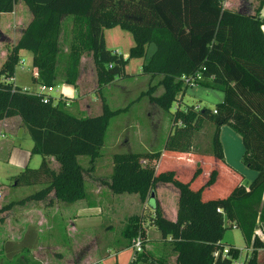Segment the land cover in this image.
Masks as SVG:
<instances>
[{"label":"trees","instance_id":"trees-1","mask_svg":"<svg viewBox=\"0 0 264 264\" xmlns=\"http://www.w3.org/2000/svg\"><path fill=\"white\" fill-rule=\"evenodd\" d=\"M18 1L0 0V21L3 15L14 13ZM22 2L32 20L0 68V122L20 118L33 141L32 154L43 161L39 170L26 169L16 179L17 187L41 190L16 204L43 202L51 196L68 205L87 199L85 170L79 159L88 157L94 165L101 157L111 119L128 110L111 111L103 100L100 115H74L63 102L54 104L51 99L44 103L43 98L25 93L9 81L14 79L20 52L32 55L37 70L35 85L55 87L61 81L75 89L82 58L91 56L98 93L104 99V88L128 76L129 61L144 59L154 46V53L142 65V74L162 78L158 85L164 89L161 94H155L156 86L153 92L144 93L156 108L169 111L188 88L182 78L197 76L201 78L199 86L222 92L224 101L213 112L195 107L177 109L164 147V153L177 157L179 164L174 168L162 170L161 152L115 154L109 189L114 195H136L142 203L153 201L158 184H170L179 191L175 222L163 216L157 200L151 216L161 240L177 254L174 264H234L241 253L232 246H228L229 259L214 257L226 247L223 240L228 228L239 229L251 249L246 264H258L259 252L264 250L257 236L259 226H264V0H259L253 13L247 11L246 1L240 11L226 9L225 0ZM70 24L73 38L63 52ZM115 28L133 37L134 47L127 60L107 49L105 31ZM204 121L215 130L206 135L208 147L200 151L195 140L202 135ZM226 125L241 137L242 162L257 176L248 188L241 180L227 189L225 196L214 197L222 169L207 176L201 165L204 158L225 165L220 131ZM49 159H54L56 169ZM228 175L236 177L233 172ZM13 206L3 207L0 213ZM141 234V219L130 218L122 232L127 248ZM145 245L143 240V252L135 254L131 264H170L164 258L154 259Z\"/></svg>","mask_w":264,"mask_h":264},{"label":"rangeland","instance_id":"rangeland-1","mask_svg":"<svg viewBox=\"0 0 264 264\" xmlns=\"http://www.w3.org/2000/svg\"><path fill=\"white\" fill-rule=\"evenodd\" d=\"M231 1L229 0L230 3ZM16 7L17 15L21 17V20L16 21V27L14 18L11 16L3 18L0 22L1 29L7 35L1 43L4 51L20 35L19 27L23 28L27 23L28 16L22 0L18 1ZM19 22L23 24L19 25ZM71 27L70 24L65 43L62 45L63 52L68 50V45L73 38ZM1 40L3 37H0ZM105 41L109 51L122 55L125 60L129 58L130 50L134 45L133 37L129 32L120 28L106 30ZM154 51L155 47L151 46L144 59L130 60L125 70L128 76L117 78L111 85L104 88V99L98 93L97 74L91 56L82 58L78 92H74V87L67 88L59 81L52 96L55 99L62 97L66 102H69L70 107L67 110L74 115L77 114L76 110L79 107L84 116H95L100 110L102 112L103 100H106L111 111L129 107L127 112L111 119L101 151L103 158H109L112 162L115 154L144 153L153 150L162 153L164 156L162 170H167L179 164L177 157L164 153L177 109L185 111L188 107H195L213 112L219 104L223 103L224 94L201 86H189L184 94L177 98L169 111L157 110L158 108L153 106L149 107V97L145 96L143 92H153L154 86H156V95L164 91L162 87L158 86L162 80L161 77L153 79L151 76L142 74L143 63L150 59ZM22 60L25 63L24 69L19 64L16 67L14 79L10 83L20 89L34 90L37 85L33 82L34 70L30 56H25ZM3 61L0 53V68ZM65 89L71 90L70 98H67ZM141 96L142 98H140ZM15 119H7L10 121L8 130H5L4 126L1 128L2 124H0V196L4 203L3 207L14 204L10 210L5 212L8 220H11L10 223L6 230L0 231V264H93L94 262L91 260L88 263L85 260L100 255L104 257L106 252L109 253L112 260L105 259L104 263L102 261L103 264H131L134 254L132 247L125 251H123L124 249L117 251V247L127 244L128 240L122 236V232L129 224V219L133 217L141 219L142 238L145 240L146 251L148 249L156 260L164 258L170 264L175 263L177 254L173 251V247L161 240L159 232L151 222L152 209L156 207V191L155 199L149 202V205L147 202L142 203L138 197L131 198L128 195L114 194L113 200H109V202L108 199H104L101 205H98L96 200L86 201L84 206L95 210L88 213L84 220L87 224L86 228L82 227L79 233H75V230L74 232L68 231L69 224L62 214L63 207L65 208L68 204L56 199H53L51 203L50 200H46V202H28L25 206L16 204L41 190L36 186L21 185L17 187L16 179L26 169L39 170L43 158L32 154L33 141L27 131L22 133V129L15 128L17 121H20V119ZM214 130V126L204 121L202 135H199L195 140V145L200 151L206 150L209 144L207 136L211 135ZM220 141L225 153V165L216 164L213 159L209 158H204L201 165L207 176L215 169H222V179L217 186L219 191L213 195L214 197L225 196V191L231 189L235 182L242 180V184L246 186L256 177V173L242 163L243 143L241 137L230 126L226 125L221 128ZM105 161L102 162L104 165H106ZM79 162L85 170L84 177L90 176L87 173L91 172L96 164L92 165L88 157H81ZM181 165L185 164L181 163ZM53 168H57L54 162ZM107 168L105 166L103 178L108 174ZM86 170H88L87 173ZM229 172L235 173V179L229 177ZM90 178L92 176L86 182L87 192H89V188H94L91 183L93 180ZM222 187L224 189H221ZM102 194L104 198L106 194L104 192ZM165 206L171 210V197ZM27 211L31 213V215L28 214L29 217L32 215L33 217L31 220L28 218L27 220L25 216L21 223L18 216L26 215L29 213ZM9 226L19 229L8 232ZM223 244L238 249L241 253L239 262H247L249 250L239 229L228 228ZM111 246H115V248ZM261 263L264 264V260Z\"/></svg>","mask_w":264,"mask_h":264},{"label":"crops","instance_id":"crops-1","mask_svg":"<svg viewBox=\"0 0 264 264\" xmlns=\"http://www.w3.org/2000/svg\"><path fill=\"white\" fill-rule=\"evenodd\" d=\"M242 1H246V5H248V8H247V11H249L250 13H253L254 12V10L257 8V6L259 5V0H232L231 1V3L229 2V0H225V3H224V7L226 8V9H230V10H234V11H240L241 10V3H242ZM23 3V2H22ZM17 7L15 6V10H14V13L13 14H6V15H3L2 17H1V21L3 20V18H6V17H8V16H11V17H13L14 18V26H15V24H16V21L17 20H21V17H18V13H17ZM25 10H26V14H27V16H28V19H27V23L25 24V26L23 27V28H21V27H19L20 29H21V31H20V35L17 37V38H15V41L13 42V43H11V45H9L8 46V48H6L5 50L6 51H4V47L1 45V43H2V41H4L5 40V38L7 37V35L4 33V31L1 29V27H0V37H3V40H1L0 41V53H1V57L4 59V61H3V64H4V62L6 61V58H7V56H8V54H9V51H10V49L18 42V40H19V38L21 37V35H22V32L25 30V28L28 26V24L30 23V21L32 20V16H31V14L29 13V11H28V9H26L25 8ZM245 10V9H244ZM246 11V10H245ZM29 13V14H28ZM261 18H262V20H263V22H264V7H263V10H262V13H261ZM0 21V22H1ZM13 21V20H12ZM22 25L23 23L22 22H19V25ZM16 27V26H15ZM262 30H263V33H264V26H263V28H262ZM105 36V35H104ZM11 40V39H10ZM106 42V41H105ZM107 46V45H106ZM133 47H134V45H133ZM107 49H108V47H107ZM6 52V53H5ZM25 56H30V62H31V64H32V55L30 54V53H28V52H24V51H22V52H20V61H23L24 62V60H22V58L23 57H25ZM2 64V65H3ZM33 70H34V73L36 74L37 73V70L36 69H34L33 68ZM34 74V75H35ZM152 78V77H151ZM158 78V77H157ZM154 79V78H153ZM65 87H67V88H69V87H72V86H67V85H64ZM78 87V86H77ZM66 90V92H67V98H70L71 97V94H70V89H65ZM73 90H74V92H78V89L76 88H73ZM143 93H146V92H143ZM141 98V97H140ZM75 100H78V99H75ZM154 107V108H156L153 104H151L150 103V101H149V107ZM126 108H128L129 109V107H126ZM126 108H124V109H126ZM124 109H119V110H124ZM157 109V108H156ZM157 110H159V109H157ZM76 113L77 114H82L83 115V111H82V109H80L79 107L77 108V110H76ZM99 113H101V110L99 111V112H97V114L95 115V116H98V115H100ZM16 118H18V117H16ZM12 119H15V118H11L10 120H12ZM18 119H20V118H18ZM18 119H15V120H18ZM8 122H10L9 120H4V121H1L0 122V124H2L1 125V128H3V126H4V129L6 130H8V129H10V126H8ZM15 128H18V129H22V133L23 132H25V131H27L26 130V128H25V126L23 125V122H22V120L20 119V121L18 120L17 121V123H16V125H15ZM224 151V150H223ZM102 153V152H101ZM144 153H156V152H154L153 150H151V151H146V152H144ZM244 154V153H243ZM224 156H225V153H224ZM101 158H102V160H101ZM101 158H99V159H97L96 160V162L94 163V164H96L95 165V167L92 169V171L90 172H88L87 173V175L89 174L90 176H86V178H85V183L87 182V180H89L88 178L89 177H91L92 176V178H90V180H93V182H91L92 184H93V189L91 188H89V192H87V195H88V197H87V199H85V200H83V201H80V202H77V203H75V204H72V205H66V207L64 208L63 207V215L66 217V220H67V222H68V224H69V228H68V231H70V232H74V230L76 231L75 233H79V232H81V228L83 227V228H86L85 226L87 225L86 224V222H84V220H85V218L87 217V215H88V213L89 212H93L95 209H89L88 207H86V206H84V204L86 203V201H90V200H96L97 201V204L98 205H101L102 204V201L104 200V199H108L107 201H109V200H113V194H112V192L110 191V189H109V184H110V176H111V173H112V169H113V164H112V162H111V159H104L103 158V153H102V155H101ZM242 159H243V155H242ZM50 161H54V159H49ZM104 160H106L105 161V163H106V165H104V163H102ZM243 163V162H242ZM109 165H110V167H109ZM105 166L106 167H108L107 168V172H108V174L107 175H105L104 177L105 178H103V176H102V174L103 173H105ZM256 173V172H255ZM256 176H257V173H256ZM256 178V177H255ZM254 178V179H255ZM254 179H253V181H254ZM252 181V182H253ZM251 182V183H252ZM251 183L250 184H248V185H243V186H245L246 188H248L250 185H251ZM100 184V185H99ZM104 185V186H103ZM155 191L157 192V202L159 203V205H160V207H161V211H162V213H163V216L167 219V220H169V221H171V222H175L176 220H177V212H178V200H179V191L176 189V188H174L172 185H170V184H158L157 185V187H156V189H155ZM102 192H104L106 195L104 196V198H103V194H102ZM112 194V195H111ZM171 195V196H170ZM128 196H130L131 198H134V197H138V196H136V195H128ZM134 196V197H133ZM52 197V198H51ZM49 199H47V200H50L49 202L51 203L52 202V200H53V196H51ZM172 198V206H171V210H169V209H167L168 207L167 206H165V203L168 201V199L169 198ZM139 198V197H138ZM43 202H46V201H43ZM110 202V201H109ZM149 202H150V200L149 201H147V205H149ZM50 203H49V205H50ZM91 204H94V203H92V202H90ZM4 206V203H3V201L1 200V198H0V210L2 209V207ZM51 207V206H50ZM167 207V208H166ZM27 212H29V213H26V215H22L21 217L20 216H18V220H20L21 221V223L24 221V217L26 216V219L28 218V219H30L31 220V217H33V215L31 216V217H29V215L28 214H30L31 215V213H30V211H27ZM40 216H41V214L40 213H38ZM27 219V220H28ZM10 221L11 220H8V217H7V215L5 214V213H0V231H4V230H6V227L8 226V224L10 223ZM19 228H16V227H14V226H9V229H8V232L9 231H15V230H18ZM22 230V229H21ZM264 232V226L263 225H261V226H259V228L257 229V233L258 232ZM21 232V231H20ZM19 232V233H20ZM127 246H128V243L126 244L125 243V245H123V246H121V247H117L118 249H117V251H120V250H122V249H124L123 251H125V250H127V249H129V248H127ZM111 247H113V248H115V246H111ZM107 250H109V249H107ZM106 250V251H107ZM249 250V252H251V249H248ZM247 250V251H248ZM116 251V252H117ZM147 251H148V249H147ZM149 253H151L150 251H148ZM151 255H153L152 253H151ZM110 258V256H109V253H107L106 252V255L103 257V256H94L92 259L90 258L89 260L87 259V260H85V262H90V260H91V262H94L93 264H103L104 263V261H105V259L107 260V259H109ZM112 258V257H111ZM110 258V259H111ZM247 258H248V256H247ZM78 260V259H77ZM76 260V261H77ZM112 260V259H111ZM262 260H264V250H262V251H260L259 252V258H258V264H262L261 263V261ZM74 261V260H73ZM102 261H103V263H102ZM75 262V261H74ZM25 263V262H24ZM49 264V263H48ZM117 264V263H116Z\"/></svg>","mask_w":264,"mask_h":264},{"label":"built area","instance_id":"built-area-1","mask_svg":"<svg viewBox=\"0 0 264 264\" xmlns=\"http://www.w3.org/2000/svg\"><path fill=\"white\" fill-rule=\"evenodd\" d=\"M19 64L21 65V68L24 69L25 63L23 61H21ZM34 76H37V73ZM9 81H13V79H11ZM182 81L188 87L189 86H199L198 83L201 81V78H200V76H197L193 79L192 78H182ZM23 91L25 93L30 94V95L43 98L44 103H49L51 101V99L54 101V104H57L59 102H63V103L66 102L64 100V98H62V97H60L58 99L53 98L52 94L55 93V87H47L45 85H37V88L34 90L26 88V89H23ZM65 105L67 108L70 107L69 102H66ZM0 198H1V196H0ZM257 236L259 237L260 241L264 244V232L259 231L257 233ZM142 237L143 236L141 234L138 237H136L132 242V249L134 250L132 260L134 259L135 254H140L143 252V247H142L143 238ZM230 252H231V249L228 246H226V247H224L222 253L217 252L214 254V257H215V259H218L221 257L222 260L227 259V258L229 259L230 258ZM234 264H246V262H239V260H238V261H235Z\"/></svg>","mask_w":264,"mask_h":264},{"label":"water","instance_id":"water-1","mask_svg":"<svg viewBox=\"0 0 264 264\" xmlns=\"http://www.w3.org/2000/svg\"><path fill=\"white\" fill-rule=\"evenodd\" d=\"M154 199H155V193L152 194V200H154Z\"/></svg>","mask_w":264,"mask_h":264}]
</instances>
